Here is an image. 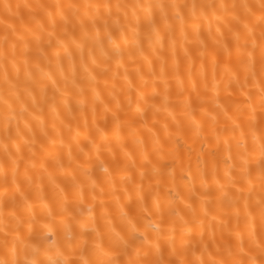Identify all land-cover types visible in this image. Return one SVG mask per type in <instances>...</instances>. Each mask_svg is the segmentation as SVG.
I'll return each instance as SVG.
<instances>
[{"label": "snow or ice", "instance_id": "obj_1", "mask_svg": "<svg viewBox=\"0 0 264 264\" xmlns=\"http://www.w3.org/2000/svg\"><path fill=\"white\" fill-rule=\"evenodd\" d=\"M0 154V264H264V0H0Z\"/></svg>", "mask_w": 264, "mask_h": 264}, {"label": "bare ground", "instance_id": "obj_2", "mask_svg": "<svg viewBox=\"0 0 264 264\" xmlns=\"http://www.w3.org/2000/svg\"><path fill=\"white\" fill-rule=\"evenodd\" d=\"M9 2H11L13 4H15V3H25V2H32V3H36V2L55 3V2H57V0H9ZM83 2H87V0H83ZM112 2L113 3H116V2L123 3V2H128V0H112ZM253 2H258V0H253ZM77 58H78V54H77ZM52 70L55 71V68L53 67ZM130 71H131V66H130ZM121 72H123V69H121ZM120 84H123V81L122 80L120 81ZM100 90L102 91V99H103V98H105L107 96L106 91H103V85H101V89ZM102 108H103V106L102 105H99V108H98V119H97V125L99 127H104V120H103V111H102ZM59 110L61 112H63V104L62 103H60V109ZM45 117L47 118V120H48V122L50 124L53 117L47 111V109H45ZM148 118H149V120H151V115L150 114H149V117ZM88 119H89V130L91 131V133L93 135H95L96 134V131H95V127L92 125V117H91V113L90 112H89V115H88ZM126 133H127V130H125V134ZM147 136H148V133L146 132V130H144V131H142L140 138H145L146 139ZM81 141L82 142H86V141H84V137L83 136H81ZM129 145L130 146L132 145L131 138H129ZM73 151H76L75 144H73ZM0 158H2V154H0ZM101 158L102 159H106V156H102ZM96 171H97V174L98 175H102V170L101 169L98 168ZM121 196H122L121 203L122 204H127L128 203L127 198L122 193H121ZM125 210H128V209L126 208ZM112 211H113V213L116 212L115 207L112 208ZM97 215H99V209H97Z\"/></svg>", "mask_w": 264, "mask_h": 264}]
</instances>
